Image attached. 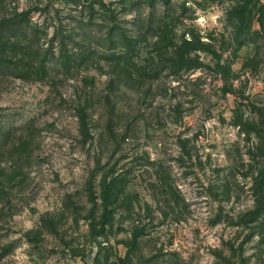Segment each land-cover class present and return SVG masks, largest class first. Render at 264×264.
<instances>
[{
    "label": "rangeland",
    "instance_id": "rangeland-1",
    "mask_svg": "<svg viewBox=\"0 0 264 264\" xmlns=\"http://www.w3.org/2000/svg\"><path fill=\"white\" fill-rule=\"evenodd\" d=\"M247 1L0 0L86 52L43 80L0 69V264H264V0Z\"/></svg>",
    "mask_w": 264,
    "mask_h": 264
},
{
    "label": "trees",
    "instance_id": "trees-1",
    "mask_svg": "<svg viewBox=\"0 0 264 264\" xmlns=\"http://www.w3.org/2000/svg\"><path fill=\"white\" fill-rule=\"evenodd\" d=\"M72 1L79 2V0ZM244 2L247 3L248 1L244 0ZM100 3L102 4V7L105 6L103 0H101ZM238 5V7H241L240 3H238ZM94 6L95 4L92 2H90L88 6L92 20L94 19V14L98 12ZM238 7L234 5L231 9H228L227 17L229 20H231L230 16H234L235 10H237ZM34 8L35 9L33 10H37L38 7ZM103 12L106 13V16L112 14L111 9L106 8V6L103 9ZM30 14V9H23L21 11L16 9L13 13L0 16V69L2 71L9 70L12 74L22 78H34L39 80L48 77L53 71L52 69L56 66L62 68L63 75L71 74V71L76 67V62H78L76 58H78L79 54H82L81 58H84L86 52L82 51L81 53H76L66 49V46H68V39L71 41L70 34H63V30L56 27L55 32L57 38H60V48L57 53V50L54 49L56 37L45 39L47 38L48 23L46 21L45 24L33 22L30 19ZM260 26L261 30L264 32L263 18L260 19ZM114 31V29H110V38H108L110 44L109 48L114 49L123 44V47H128L129 51V48H132L133 46L126 45L122 41H115L113 39ZM259 34L263 35L261 31ZM251 35L252 33H250L249 30L246 31L239 27L237 31L239 41L237 43L242 45L246 38ZM111 57L116 61L114 62L116 63L115 66L121 69L119 64L124 56L111 54ZM185 64H187V62L184 60V65ZM188 65L191 66L188 67V69H196L202 66L203 63L200 62L197 65ZM77 66L79 65L77 64ZM114 186V181L108 184L107 182L104 183L102 196L106 202H109L110 197L112 196L111 189Z\"/></svg>",
    "mask_w": 264,
    "mask_h": 264
}]
</instances>
